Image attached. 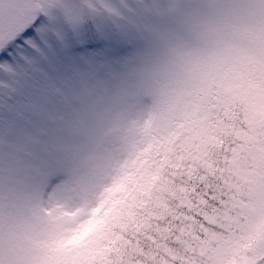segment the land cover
<instances>
[{
  "label": "snow or ice",
  "instance_id": "obj_1",
  "mask_svg": "<svg viewBox=\"0 0 264 264\" xmlns=\"http://www.w3.org/2000/svg\"><path fill=\"white\" fill-rule=\"evenodd\" d=\"M0 264H264V0H0Z\"/></svg>",
  "mask_w": 264,
  "mask_h": 264
}]
</instances>
